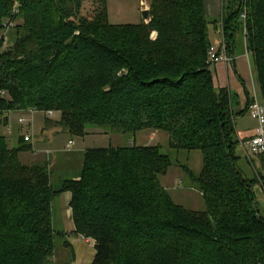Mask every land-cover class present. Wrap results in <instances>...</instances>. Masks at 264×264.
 <instances>
[{
	"label": "trees",
	"instance_id": "obj_1",
	"mask_svg": "<svg viewBox=\"0 0 264 264\" xmlns=\"http://www.w3.org/2000/svg\"><path fill=\"white\" fill-rule=\"evenodd\" d=\"M149 1L143 24L115 26L107 0H0V31L16 22L0 53V264H54L65 193L74 234L95 243L92 264H264L255 192L264 176L239 167L237 97L215 88L208 63L211 28L221 26L228 55L239 28L264 104V0H223L215 21L205 0ZM31 111L59 114L73 137L148 131L167 134L170 149L199 151L200 174L185 170L205 210L176 204L160 184L173 166L160 146L88 150L79 178L55 184L47 164L21 160L32 142L13 148L1 133L10 113Z\"/></svg>",
	"mask_w": 264,
	"mask_h": 264
},
{
	"label": "rangeland",
	"instance_id": "obj_2",
	"mask_svg": "<svg viewBox=\"0 0 264 264\" xmlns=\"http://www.w3.org/2000/svg\"><path fill=\"white\" fill-rule=\"evenodd\" d=\"M145 3L147 5L146 10H148L150 1L145 0ZM107 10L110 25H140L144 22L143 13L145 10L142 0H107ZM92 11V4L85 3L82 9V14L92 19ZM211 29V34L216 35L213 42L216 40L218 42L220 40L219 32H214L213 27ZM5 32L6 31L4 30L0 31V39H6L1 46L0 53L9 50L13 44L10 38H7L6 36L4 37ZM234 34L236 55L240 52L246 53L247 51L243 43L240 29L237 28ZM250 62L254 72V60L252 55L250 56ZM254 83L257 99L263 104L256 77ZM238 108V101L235 100L232 111L234 110L236 115V131L240 134V137L238 138V154L242 159L239 163V167L242 170L243 175L253 179L256 171L261 173L264 172L262 164L256 160L248 158L240 144L241 142H247V138L251 135L255 136L257 123L249 114L239 116L238 112L240 110ZM54 114L55 115L49 117L47 113L44 112L10 113L9 124L1 128V133L8 138L9 146L13 148L19 145L20 131L24 133V135L27 133L33 135L35 141L38 140L37 149L39 152L36 154H32L31 152L24 153L21 155V160L26 164H47L52 173V180L55 184H59L66 179L79 178L84 162V153L88 150L108 147H133L135 145L145 147L160 146L162 152L169 155L173 162V166L169 169L168 173L159 177L160 184L167 189L176 204L191 211L205 210L202 195L194 188L190 174L185 170L188 168L195 175L200 174L203 166V159L199 151L187 152L170 149L168 147L169 137L164 133H156V136L154 137L155 139L149 141L152 133L148 131L138 133L135 138L129 134H98L96 133L97 130H88V134L84 138L73 137L64 130V128L59 126L60 115L56 113ZM21 119H24L27 122L20 124ZM69 142L73 143L70 146V149L67 148ZM247 160L252 162L251 165ZM255 192L257 196V208L260 214L264 217V192H262L259 184H256ZM55 204V225L57 227V221L60 220L58 217L60 215V212H58L59 200H57ZM57 230H59L58 227ZM66 239L72 245V249H68L64 246L63 243ZM78 240L84 241L81 237ZM78 240L75 234L72 238H62L61 236H57L55 241L54 264H85L83 259L79 258L80 247L78 244L73 246V242ZM94 244V242L90 241L87 245L90 246L91 250L95 251Z\"/></svg>",
	"mask_w": 264,
	"mask_h": 264
},
{
	"label": "crops",
	"instance_id": "obj_3",
	"mask_svg": "<svg viewBox=\"0 0 264 264\" xmlns=\"http://www.w3.org/2000/svg\"><path fill=\"white\" fill-rule=\"evenodd\" d=\"M205 5L209 19L215 21L221 18L223 12V0H205ZM213 30L216 33L219 32L220 40L218 42L217 40L213 42V39L216 35L211 34L212 45L217 50L221 51V46L223 43V30L221 26L217 28L213 27ZM226 55L228 61H223L211 66V72L213 74L215 88L217 90L228 89L232 94H234L237 97L239 107L238 109L240 110L238 113H241L247 109L248 103L252 102L253 98L257 95L254 83L255 77L250 62V55L247 52H240L238 55H236L235 49L233 50V55H228V53ZM237 134L238 137H240V134L238 132ZM25 135L31 134L27 133ZM25 135L20 131L19 141ZM150 136L151 137L149 138V141H153L155 139L154 137L156 136V133H152V135ZM253 136L254 135H251L247 139H250ZM33 138V142L28 144L31 146L33 153L36 154L39 152V150L37 149L38 140L35 141L34 136ZM70 201L71 195L69 193H65L60 196L58 210V212H60V215L58 216L60 220L57 221V227L59 229L58 231L63 232L66 237L72 238L75 233V225L72 221L71 210L69 207ZM57 227L55 225L56 229ZM78 239H80V237H77V240ZM83 240L84 241H74L73 246L78 244V246L80 247L79 258H82L85 264H92L96 252L94 250H91L90 246L87 245L88 242H90L91 240Z\"/></svg>",
	"mask_w": 264,
	"mask_h": 264
},
{
	"label": "built area",
	"instance_id": "obj_4",
	"mask_svg": "<svg viewBox=\"0 0 264 264\" xmlns=\"http://www.w3.org/2000/svg\"><path fill=\"white\" fill-rule=\"evenodd\" d=\"M14 14H19L18 5L16 4L14 7ZM16 26V22L14 21H8L4 25V31L7 33L13 29ZM5 32L4 37H7V33ZM5 39V38H4ZM6 40V39H5ZM1 49V46H0ZM223 61H228L227 55H226V47L224 43H222L221 51L217 50L213 45L209 49V61L208 63L212 66L215 64H218ZM3 96L4 93H1ZM30 113H33L32 111ZM248 114L256 121L257 128H256V134L254 137L247 140V142H241L240 145H242L245 155L253 160H256L262 164L263 170H264V104H261L257 97L255 96L250 104V107L248 109ZM47 115L49 117L54 115V112H48ZM27 122L24 119L20 120V124H24ZM33 136L32 135H26L24 136V140L26 143L33 142ZM241 141V140H240ZM72 142H69L68 149H70V146L72 145ZM264 176V172L262 173V177ZM264 178V177H263ZM260 188L262 192H264V180L260 178Z\"/></svg>",
	"mask_w": 264,
	"mask_h": 264
},
{
	"label": "water",
	"instance_id": "obj_5",
	"mask_svg": "<svg viewBox=\"0 0 264 264\" xmlns=\"http://www.w3.org/2000/svg\"><path fill=\"white\" fill-rule=\"evenodd\" d=\"M143 17H144L145 20H148V18H149V11L148 10L144 11Z\"/></svg>",
	"mask_w": 264,
	"mask_h": 264
}]
</instances>
